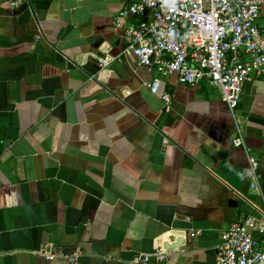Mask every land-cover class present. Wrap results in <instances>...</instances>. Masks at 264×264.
Instances as JSON below:
<instances>
[{"label": "crops", "instance_id": "crops-1", "mask_svg": "<svg viewBox=\"0 0 264 264\" xmlns=\"http://www.w3.org/2000/svg\"><path fill=\"white\" fill-rule=\"evenodd\" d=\"M128 5L0 0V264H217L231 224L264 221V78L233 114L208 81L150 74L116 28Z\"/></svg>", "mask_w": 264, "mask_h": 264}, {"label": "built area", "instance_id": "built-area-1", "mask_svg": "<svg viewBox=\"0 0 264 264\" xmlns=\"http://www.w3.org/2000/svg\"><path fill=\"white\" fill-rule=\"evenodd\" d=\"M7 1L15 11L32 4V0ZM127 1L123 21H117L116 28L123 30L128 50L150 74L177 75L183 85L208 81L218 87L233 114L244 84L264 78V28L258 24L263 0ZM101 64L107 66L108 62L102 60ZM147 85L157 94L160 79ZM162 99L170 102L168 95ZM234 144L246 149L240 131ZM249 163L253 172L251 188L258 190L257 160L249 156ZM260 238H264V221L247 218L231 224L222 233L217 264H264ZM40 253L55 258L46 247ZM79 257L78 253L61 255L67 264H81ZM168 258V253L156 251L138 255L131 264H164Z\"/></svg>", "mask_w": 264, "mask_h": 264}]
</instances>
